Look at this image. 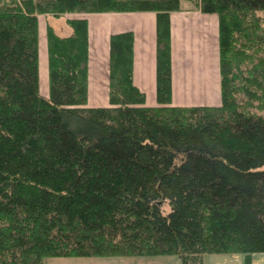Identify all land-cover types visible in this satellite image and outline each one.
Wrapping results in <instances>:
<instances>
[{
	"label": "trees",
	"instance_id": "1",
	"mask_svg": "<svg viewBox=\"0 0 264 264\" xmlns=\"http://www.w3.org/2000/svg\"><path fill=\"white\" fill-rule=\"evenodd\" d=\"M217 19L218 106L170 105L169 14ZM154 13L155 99L108 38L107 107H85L87 22ZM36 15L48 98L37 91ZM262 16L263 18H261ZM166 204L167 213H162ZM264 253V0H0V264Z\"/></svg>",
	"mask_w": 264,
	"mask_h": 264
},
{
	"label": "crops",
	"instance_id": "2",
	"mask_svg": "<svg viewBox=\"0 0 264 264\" xmlns=\"http://www.w3.org/2000/svg\"><path fill=\"white\" fill-rule=\"evenodd\" d=\"M191 5L169 14L170 105L174 107H215L220 103L217 45V19L202 14ZM87 22L88 98L94 106L108 104V38L131 32L132 84L144 96V106H156L155 99V25L154 13H96L83 16ZM58 21V20H56ZM58 35L68 29L53 22Z\"/></svg>",
	"mask_w": 264,
	"mask_h": 264
},
{
	"label": "rangeland",
	"instance_id": "3",
	"mask_svg": "<svg viewBox=\"0 0 264 264\" xmlns=\"http://www.w3.org/2000/svg\"><path fill=\"white\" fill-rule=\"evenodd\" d=\"M187 5V4H185ZM191 7V6H190ZM75 14H73L74 16ZM91 14L77 15L87 17ZM263 18L262 16H260ZM57 23L58 21L36 15L37 24V91L42 98H48L46 51H45V26ZM88 59V58H87ZM88 79L86 73V100L85 107L98 108L94 106L97 100L94 97L88 98ZM157 105V103H156ZM144 106V103H143ZM162 213L168 211L166 204L162 206ZM41 264H181L174 256H144V257H106V258H85V257H46L41 260ZM201 264H243L241 254H207L204 255ZM250 264H264V253H253L250 256Z\"/></svg>",
	"mask_w": 264,
	"mask_h": 264
}]
</instances>
